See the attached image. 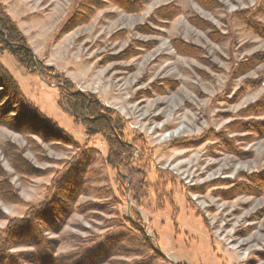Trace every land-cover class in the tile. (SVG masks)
Returning <instances> with one entry per match:
<instances>
[{
	"label": "rangeland",
	"instance_id": "rangeland-1",
	"mask_svg": "<svg viewBox=\"0 0 264 264\" xmlns=\"http://www.w3.org/2000/svg\"><path fill=\"white\" fill-rule=\"evenodd\" d=\"M133 1L143 7L108 4L64 30L82 0H0L42 66L114 112L123 141L137 143L129 163L108 166L103 134L84 123L97 116L69 109L50 77L1 54L64 137L0 126V238L73 171L86 192L42 240L18 234L8 253L23 264H264V0Z\"/></svg>",
	"mask_w": 264,
	"mask_h": 264
},
{
	"label": "trees",
	"instance_id": "trees-1",
	"mask_svg": "<svg viewBox=\"0 0 264 264\" xmlns=\"http://www.w3.org/2000/svg\"><path fill=\"white\" fill-rule=\"evenodd\" d=\"M126 2H130L132 4L130 9L127 7ZM108 4L118 7L126 12L137 11V9L139 11L143 7L142 1L82 0L78 13L76 12L72 15L71 20L67 23L64 30L69 28L72 29L79 23L85 22L92 17L96 11L105 8V5ZM134 6H137V9L134 8ZM169 8L173 16L177 15V13L180 14L179 8ZM261 12L264 13V6L260 8L259 13ZM173 45L175 47L179 46L180 49L187 46L180 41H175ZM186 48L190 49V51L193 50L194 56L196 55V50L193 46H188ZM186 48H184V50L189 51ZM4 52H7L19 67L32 71L42 78L50 77L52 83L55 86L58 85L57 88L60 91V98L69 109L75 111L76 113L78 112L79 114L84 113V115L88 117L97 116L98 119H95L94 121L85 120L84 123L89 127V131L94 132L95 134H99V132L103 134L109 149V154L106 159L108 166L116 168L117 165H119L123 167L126 163L131 161V157L128 154L137 149H135V146L137 147V145H135L136 142H133V146H130L123 141L122 133L119 128L117 129L118 122H116L114 112L107 108L100 110L98 107V101L93 96L85 95L80 92L72 93L70 91L72 89L68 81H66L61 75L54 74L53 69L42 66V64L33 55L26 38L17 28L16 23L11 20L4 7L0 4V55ZM124 54L125 53H122L119 57L124 59L131 56L129 54H125L126 56L123 57ZM253 62L254 61L251 60L248 63ZM258 105L259 104H257V106ZM110 116L115 117L114 122L111 121ZM102 117L103 119L105 118V123L98 122ZM24 120H30L32 123L28 126H24ZM16 125L18 127H16ZM113 125L115 133L111 130V126ZM0 126L9 128L16 133L21 132L24 134L35 135L46 141L59 142L60 139L64 137L63 132L56 128L55 123L47 120L28 101L25 100L17 84L8 72L1 66V64ZM182 146L183 144H179V147ZM8 150L9 149L4 148L3 154L9 157L13 168L19 174H27L28 169H25V166H21L23 162L17 160V164L15 160L13 161L12 157L9 156ZM144 159L145 158L141 160L144 161ZM30 171L33 170L30 169ZM72 172L73 171L67 172L69 176L59 177L52 182L51 195L46 197L43 204L36 208H29L23 219L12 220L8 223L6 230L2 232L0 238V264H23L20 258H16L8 253L19 233L28 231L30 235L33 234L37 239L42 240V234H44L48 229L50 220L52 221L55 218L61 220L62 218L65 219L74 211L75 200L86 191L82 189L81 186L72 184L74 175ZM33 173L36 172L33 171ZM7 187L9 188L10 186L7 184ZM10 201L12 203L19 202V199L15 195H12V199ZM144 239L148 240L145 237Z\"/></svg>",
	"mask_w": 264,
	"mask_h": 264
},
{
	"label": "bare ground",
	"instance_id": "bare-ground-1",
	"mask_svg": "<svg viewBox=\"0 0 264 264\" xmlns=\"http://www.w3.org/2000/svg\"><path fill=\"white\" fill-rule=\"evenodd\" d=\"M228 238V237H227ZM226 239V238H225ZM242 246V244L239 245V247ZM241 257V256H240ZM243 260V259H242ZM244 262H247V260H243Z\"/></svg>",
	"mask_w": 264,
	"mask_h": 264
}]
</instances>
